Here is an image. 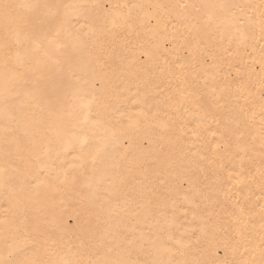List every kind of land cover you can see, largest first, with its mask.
<instances>
[{"label":"snow or ice","instance_id":"obj_1","mask_svg":"<svg viewBox=\"0 0 264 264\" xmlns=\"http://www.w3.org/2000/svg\"><path fill=\"white\" fill-rule=\"evenodd\" d=\"M0 264H264V0H0Z\"/></svg>","mask_w":264,"mask_h":264},{"label":"bare ground","instance_id":"obj_2","mask_svg":"<svg viewBox=\"0 0 264 264\" xmlns=\"http://www.w3.org/2000/svg\"><path fill=\"white\" fill-rule=\"evenodd\" d=\"M221 255H222V253H221Z\"/></svg>","mask_w":264,"mask_h":264}]
</instances>
